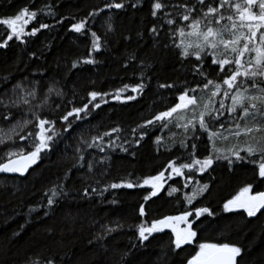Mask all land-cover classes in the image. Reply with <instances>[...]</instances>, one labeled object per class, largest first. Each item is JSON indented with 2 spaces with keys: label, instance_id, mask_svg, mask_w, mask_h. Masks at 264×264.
I'll return each mask as SVG.
<instances>
[{
  "label": "trees",
  "instance_id": "trees-1",
  "mask_svg": "<svg viewBox=\"0 0 264 264\" xmlns=\"http://www.w3.org/2000/svg\"><path fill=\"white\" fill-rule=\"evenodd\" d=\"M110 2L112 0H0V18L14 16L24 7L38 12L26 32L39 28L40 24L49 25L48 28H40L35 36H24L23 43L14 37L7 47L0 48V96L4 92L11 95L13 85L21 81L26 86L39 81L41 95L55 81V86L65 94L63 98L53 94L41 112L43 116L56 120V128L62 133L52 151L42 153L38 164L23 176L18 173H0V264H26L29 258L53 256L59 264H106L110 252L105 253L100 243L88 244V240L100 231L102 224L116 227L114 222L117 221L123 228L113 232L102 243L110 250L131 249L129 264H155L161 247H168L170 241L174 240V234L170 229H165L162 233L153 234L143 246L132 248V244L139 243L135 226L142 221L150 223L164 216L182 214L185 210L193 211L191 218L195 221L193 228L197 231V237L192 244L184 246L179 257L175 258V264L194 255L196 244L205 241L241 247L244 250L241 264H264V210L257 213L256 217H248L243 210L226 212L223 209L224 203L242 186L251 184L255 192L264 188V179L258 174V158L257 163H250L251 158L233 160L231 166L222 159L204 173H188L185 170L184 177L173 176L165 185V191L147 202L143 199L150 191L147 186L109 189L102 196L97 193L83 198L84 187L103 189L108 184L124 180L142 182L143 178L163 171L169 160H176L178 155V162H187V152L179 148V141L186 134L182 128L175 126V121L164 129L159 124L149 126L148 135L139 144L136 143L139 130L133 134L132 129L177 103L185 86L196 88L200 84L202 87L206 82L203 77L194 75V59L181 61L176 55L177 49L163 48V43H171L164 35L168 31L167 25L161 30V44L154 46L149 30L162 21L150 14L153 0H116L123 2L125 7L105 8L98 16L89 15ZM133 3L137 6L132 7ZM224 11L225 15L229 14L228 9ZM81 20L87 22L85 29L81 33L71 30V25ZM109 23L113 31H108ZM5 29L6 26L0 25V43L6 39ZM92 32L101 37L100 51L93 50ZM133 53L135 59L130 58ZM87 58L94 59L96 63L80 62L76 68H72L74 62ZM205 71L209 79L218 82L223 79L224 74L218 72V66L211 65L210 59ZM5 77L8 79L5 80ZM139 83L145 84L143 91L139 94L132 92L131 87ZM160 84H175L176 87L161 88ZM124 85L129 88L121 93L120 100L115 99L117 90ZM90 91L108 93L103 97L107 103L98 98L101 107L94 109L84 120L74 121V127L64 133V125L59 117L73 106H83L90 99ZM207 94V91L197 93L205 97ZM129 95L136 96V99L127 100ZM221 98L216 99L218 101ZM69 100L71 104L67 103ZM226 101L227 104L231 103L230 100ZM57 104L61 105L59 109L55 107ZM0 127L7 130L5 123H0ZM113 127L121 131L104 138L103 152L97 148H89L84 152L86 161L104 159L105 164L97 163L92 173H88L87 168L74 169L67 181V187L71 189L69 197L61 199L54 210H48L49 214L44 215V192L64 176L75 155L74 149L81 131L90 138L97 133L111 131ZM29 131L36 132L38 129L34 124L29 125L21 135ZM220 131L228 139H219L216 144L225 150V154H229L227 149L230 147L237 144L243 146L244 137L237 139L226 129ZM157 136L163 138L159 147L155 144ZM108 140L114 142L112 146L108 145ZM16 141L19 146L28 143L18 138ZM172 141H175V147H171ZM193 142L187 141L189 144ZM195 142L198 144L197 158L203 159L210 154L211 144L206 135ZM15 146L11 143L0 146V155ZM121 146L127 151L121 150ZM169 147L171 151L166 150ZM243 154L246 157V153ZM0 162H6V158ZM102 170L104 175H101ZM188 176L209 185V190L198 196L192 205L184 201V194L191 190L189 186L184 187ZM169 186L180 191L169 197L166 191ZM141 204L145 206L144 217L139 216ZM197 207H207L215 215L204 214L196 220L194 209ZM32 208L36 210L30 212Z\"/></svg>",
  "mask_w": 264,
  "mask_h": 264
},
{
  "label": "snow or ice",
  "instance_id": "snow-or-ice-1",
  "mask_svg": "<svg viewBox=\"0 0 264 264\" xmlns=\"http://www.w3.org/2000/svg\"><path fill=\"white\" fill-rule=\"evenodd\" d=\"M136 6L135 3L132 4V7ZM124 7L123 2L112 0V2L106 3L104 8L93 11L89 15L95 17L104 12L105 8L122 9ZM225 9L229 10L228 15H225ZM37 14V11L24 7L14 16L0 18V25L6 26L7 32L6 39L0 43V48L7 47L8 42L12 41L14 37L23 43L24 36H35L40 28H48L49 25L40 24L39 28H33L30 32H26L27 26L36 19ZM150 14L154 19L162 21L160 24H154L149 30L154 46L161 44L159 39L161 30L167 25L168 31L164 35L171 43H163V48L177 49L176 55L181 61L194 59L195 62L192 64L194 75L203 77L206 82L202 87L200 84H197L196 88L185 86L177 98V103L165 111H160L153 118L146 120L144 124L138 125L137 128L132 129V133L136 134L139 130L136 140V143L139 144V141L148 135L149 126L159 124V127L164 129L168 128L169 123L175 121V126L182 128L186 134L185 138L179 141V148L187 152V162H178L180 161L178 155L176 160H169L163 171L143 178L142 182L140 180L135 182L124 180L120 183L108 184L103 189L84 187L83 198L87 199L97 193L102 196L103 192L109 189H132L147 186L150 191L143 197L147 202L165 191V181L172 179L173 174L176 177H184L185 170L188 173L197 171L204 173L216 161L222 159L227 160L231 166L234 161L225 154L224 149L217 147L216 144L219 139H228L223 136L220 129L228 130L237 139L245 138L243 146L237 144L228 148L227 152L235 157V161L251 158L250 163H257L256 158H258V174L259 177L264 178V0H239V2H234V0H194V2L193 0H153ZM225 20L228 23H222ZM180 21L188 23L181 24ZM86 23L84 20L74 23L71 25V30L81 33L85 29ZM113 30L109 23L108 31ZM91 35L93 50L100 51L101 37L96 32H92ZM138 35L140 34L138 33ZM125 39H129V37H125ZM130 58L135 59V54L133 53ZM209 59L211 65L218 66V72L224 74L223 79L219 82L208 78L205 65ZM80 62L84 64L96 63L94 59L87 58L74 62L72 68H76ZM56 83L55 81L51 82L47 86V92L41 95L39 81H33L27 86L21 81L13 85L10 90L11 95L4 92L0 96V108L3 109L0 112V123L7 125V130L0 127V146H7L9 143L16 145L9 147L0 155V161L6 158V162H0V173L25 175L42 159V153L47 154L52 151L57 138L62 136V133L56 128L57 121L41 114L53 94L61 98L65 95L62 89L55 86ZM144 87V83H139L131 87V91L139 94ZM159 87L171 89L176 85L160 84ZM128 88V85H124L122 89L117 90L114 98L120 100L121 93ZM204 91L208 92L206 97L197 95L198 92ZM106 95L109 94L90 91L88 93L90 99L83 106H73L71 110L61 115L59 120L64 125L63 132H69L74 127V121H82L94 109H99L101 103L97 102L98 98L101 102L107 103L106 100H103ZM221 96L222 98L217 101L216 98ZM126 99L134 100L136 96L129 95ZM226 100H230L231 103L226 104ZM67 103L71 104L72 101L69 100ZM55 107L59 109L61 105L57 104ZM225 113H227L226 118ZM33 124L38 131H29L21 135L24 129ZM120 131V128L113 127L111 131H105L103 134L97 133L90 138L85 137L84 132L81 131L80 139L74 149L75 155L71 158L64 176L60 178V182L54 183L44 192L46 198V203L42 204L46 209L44 215L49 214L48 210H54L61 199L69 197L71 189L67 187V181L70 180L74 169L78 171L81 168H87V172L92 173L97 163L105 164L104 159L95 161L93 158V160L86 161L84 152L89 148H97L103 152L105 150L103 147L104 138L111 137L113 133ZM188 133L191 134L187 135ZM204 135L207 136V140L211 144V152L203 159H199L196 157L198 144L195 141H199ZM16 138L28 143L26 146H19ZM162 140V137L157 136L155 144L159 147ZM188 140L194 142L189 144ZM107 143L112 146L114 142L108 140ZM175 146V141H172L171 147ZM171 147L166 150L171 151ZM121 150L127 151L122 146ZM241 152L246 153V157L241 156ZM166 172L168 173L167 177L165 176ZM104 174L105 172L102 170L101 175ZM191 179V176L187 177L185 188L189 186ZM208 190V184L197 183L190 194H184V201L188 205H192L198 196H202ZM166 191L167 196L171 197L180 189L169 186ZM223 209L226 212L243 210L248 217H256L257 213L264 210V191L253 193V186L248 184L224 203ZM35 210L32 208L30 212ZM194 212L196 220H199L204 214L215 215L207 207H197ZM145 215V206L141 204L139 216L144 217ZM192 216V210H185L180 215L164 216L152 220L150 223L142 221L135 226L139 243L132 244V248L143 246L144 242L148 241L153 234L170 229L174 234V240L170 241L168 247H161L155 264H175V258L179 257L184 246L192 244L197 237V231L193 230L195 221H189V217ZM114 223H116V227L102 224L100 231L93 234V237L88 240V244L100 243V247L105 253L110 252V255L106 257V264H129V258L132 255L131 249L112 248L110 250L107 245L102 243L113 232L123 228V225L118 221ZM180 224H185L187 227L181 228ZM243 252L241 247L229 243L202 242L198 244L195 254L181 260L180 264H241ZM26 264H59V262L53 256L43 259L29 258Z\"/></svg>",
  "mask_w": 264,
  "mask_h": 264
},
{
  "label": "rangeland",
  "instance_id": "rangeland-1",
  "mask_svg": "<svg viewBox=\"0 0 264 264\" xmlns=\"http://www.w3.org/2000/svg\"><path fill=\"white\" fill-rule=\"evenodd\" d=\"M247 56V55H246ZM247 59V58H246ZM225 103L227 104L228 102L227 101H225ZM227 155V154H226ZM229 156H230V158L232 159V160H235V157H232L231 155H230V153L228 154ZM241 156H245V154H243V152H241ZM170 171V170H169ZM165 176L167 177L168 176V173H165ZM173 176H175L174 174H173ZM172 176V177H173ZM170 179H166V181H165V185L167 184V182L169 181ZM197 183H199L200 185H202L203 183H201L199 180H197V179H193V177H192V179H191V181H189V187L191 188V190H190V193L192 192V189H193V187H195L196 185H197ZM246 185H244V186H242L241 188H243V187H245ZM253 186V185H252ZM240 188V189H241ZM240 189H238L235 193H234V195L232 196V197H234L238 192H239V190ZM189 193V194H190ZM253 193H255V190H254V188H253ZM231 197V198H232ZM230 198V199H231ZM228 201V200H227ZM226 201V202H227ZM178 215H180V214H178ZM173 216H175V215H173ZM189 221L191 222V221H194V219L193 218H191V217H189ZM179 227H181V228H184V227H187V225H185V224H180L179 225ZM193 230H195L194 228H193ZM205 242H208V241H205ZM200 243H202V242H200ZM209 243H218V242H209ZM199 244V243H198ZM198 244L196 245V251L198 250Z\"/></svg>",
  "mask_w": 264,
  "mask_h": 264
},
{
  "label": "flooded vegetation",
  "instance_id": "flooded-vegetation-1",
  "mask_svg": "<svg viewBox=\"0 0 264 264\" xmlns=\"http://www.w3.org/2000/svg\"><path fill=\"white\" fill-rule=\"evenodd\" d=\"M263 189H264V188H263ZM263 189H262V190H263ZM194 241H195V239H194ZM194 241H193V242H194ZM199 243H200V242H199ZM196 245H197V244H196Z\"/></svg>",
  "mask_w": 264,
  "mask_h": 264
},
{
  "label": "water",
  "instance_id": "water-1",
  "mask_svg": "<svg viewBox=\"0 0 264 264\" xmlns=\"http://www.w3.org/2000/svg\"><path fill=\"white\" fill-rule=\"evenodd\" d=\"M264 179V178H263ZM260 191H264V189L263 190H260Z\"/></svg>",
  "mask_w": 264,
  "mask_h": 264
}]
</instances>
